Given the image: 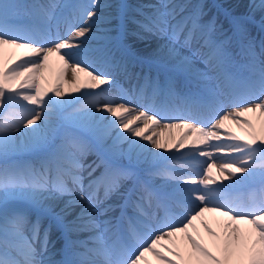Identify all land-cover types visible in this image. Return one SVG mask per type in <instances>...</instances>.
Listing matches in <instances>:
<instances>
[{"label":"snow or ice","instance_id":"snow-or-ice-1","mask_svg":"<svg viewBox=\"0 0 264 264\" xmlns=\"http://www.w3.org/2000/svg\"><path fill=\"white\" fill-rule=\"evenodd\" d=\"M57 7L0 0V54L4 46L27 50L12 65L0 60V264H149L148 254L163 264H264V135L250 131L248 139H222L220 131L229 119L251 128L248 113L264 120V37L257 42L249 30L250 13H264V0H252L240 15L213 4L211 16L203 2L157 0L139 18L121 17L118 35L106 38L113 47L104 50L84 47L94 11L81 14L80 23L88 26L69 25L64 36H50L47 21ZM28 8L37 10L41 26L13 23ZM21 30L31 35L21 36ZM128 36L154 46L138 53ZM53 54L64 67L56 86L43 89L36 74ZM135 64H147L156 74H144V83L129 90L118 73L131 79ZM69 70L73 83L85 74L86 82L73 89L83 88L82 97L61 90L60 77ZM81 98L89 100L86 109L62 117L64 107ZM194 105L216 114L228 106L232 111L202 126L206 122L188 112ZM165 120L173 121L166 128L187 130L177 143L159 140L156 129ZM188 132L198 134L193 156L214 160L223 153L230 160L219 165L220 176L212 175L215 163L187 177L175 166L152 165L150 176L163 182L142 179V166L160 150L184 148ZM25 153L34 159H19ZM238 183L256 187L251 205L227 197ZM9 200L23 203L9 208ZM207 212L227 218L222 232L209 226ZM198 220L214 237L212 247L200 238ZM241 223L249 227L242 230ZM53 230L67 238L59 261L49 247ZM85 232L87 239H72Z\"/></svg>","mask_w":264,"mask_h":264},{"label":"bare ground","instance_id":"bare-ground-1","mask_svg":"<svg viewBox=\"0 0 264 264\" xmlns=\"http://www.w3.org/2000/svg\"><path fill=\"white\" fill-rule=\"evenodd\" d=\"M42 1H43V4H47L46 3L47 0H42ZM78 1L85 7V10L94 11L97 13V16L95 17V23H93L91 27V36L89 37L88 43L84 46H87V45L95 46L98 43L102 44L106 41L107 37H111L108 34H111V33L113 34L117 30V25H118V22L120 21L118 13L121 12L122 6L124 5L127 6L130 4L138 3L141 6L142 10L151 12L153 6L157 3V0H128V1L121 0L124 2H122L121 6H119V2H116V0H95L93 3H90V0H78ZM217 1L219 3L225 4L226 7H230L231 11L237 15L248 13L249 12L248 5L252 3V0H217ZM178 2H181V1L178 0ZM255 2L258 4L259 0H255ZM185 3L193 4V0H187V2ZM48 4H50V2ZM79 10L80 8L78 6L77 11ZM256 17L260 18L262 20V24L264 25V13H262L259 9L250 13V18H256ZM84 19L87 20L86 15L84 16ZM220 19L223 20L222 14H221ZM109 21H111V23H109ZM47 23L48 25L51 23V25H49L51 28L49 31V34L50 36L53 37V34L56 33V31L53 28L52 19L47 21ZM76 23H77V20H73L71 21L70 24H72L73 27L88 26L87 24H78L74 26V24ZM48 25H47V28H49ZM225 27H227V24H225ZM249 30L252 35V29L250 27H249ZM62 31L63 30H61L60 34H63ZM256 37H257V41L259 42V40L262 37H264V32L259 33V36H256ZM127 42L133 43L135 50L141 54L148 51L151 46H154L151 44L150 41L137 40L134 36H128ZM19 49H22V48H12L9 46H4L2 54H0V60H2L4 65L11 64L16 56L11 51L15 52L16 50H19ZM22 50L27 51L26 49H22ZM135 65H133L129 69H133ZM63 67H64L63 62L59 59L57 55L53 54L52 56H50L46 66L39 73L36 74L37 82L41 85L43 89L54 88L58 82L57 77L60 76V72ZM78 77L79 79L75 83H73L71 71L70 70L67 71L64 76L60 77V80H59L61 90L73 97H82V94L84 92L83 88H81L80 92H74L73 89L83 85L86 82V77H85V74L82 72L78 73ZM22 79L23 77L19 78V80H22ZM19 80H18V83H19ZM15 82L16 81L13 82V86H15ZM214 86L215 85H213V87ZM113 93H109V95H112ZM65 99H67V96L65 97ZM80 100H84V101L81 104H78L77 107H73L74 105L71 106L73 108L65 112V115L67 117H71L74 114L78 115L79 114L78 110L86 109V105H88L89 100L87 98H81ZM0 111H5V109L1 110L0 108ZM227 111H232V108L230 106L225 107L220 113L218 114L215 113L216 115H213V116L211 112L204 114L202 118L203 121L206 122L204 123V125L210 126V124L213 123L216 118H219V115H223V113ZM212 112L214 113L213 110ZM246 115L248 119L251 120L252 122L251 128H249L248 125H245L243 123L237 124L233 119H229L225 121L224 129L220 130L221 138L228 139L229 135L235 134L236 136L243 137L244 139H248L249 138L248 133L250 131H254L258 136L264 135V131H262V126H264V120H262L258 114L248 113ZM56 120L59 123L58 117H56ZM163 124H167V123L163 121L161 126L156 129V132L158 133V138L161 141V143H167L169 145L177 143L180 140V137L187 131L186 129L178 128V127L166 128L163 126ZM146 134H149V133H146ZM197 135H198L197 133L188 132L184 140V148H179V145H177V147L179 148L178 151L176 149L160 150L161 155L158 157L150 158V162L156 160L160 165L175 166L178 169H181L182 167H180V165L183 164L186 166L193 167L196 172H202L204 170V167H202L204 161H210L211 163H215L216 165L212 169V175L218 178L220 176V172L218 171L219 165L221 163L230 162V160L222 159V157L225 155L223 153L216 155L214 160L211 158L203 157L199 155L193 156L191 154L190 149L192 146V141L196 138ZM153 151L155 152L156 150L153 149ZM173 153L175 154L176 159L170 158L173 156ZM183 168H184L183 169L184 171L182 173L185 174L186 177L192 174L191 172L187 171L185 167ZM225 175H227V173H225ZM153 178L159 184L163 182L161 178L159 177L153 176ZM231 179H234V178H231ZM224 183H228V181H224ZM241 184L243 183H240L239 185ZM238 196L239 194L233 195L230 200H236L240 202V199ZM204 219L207 220L209 226L214 231L222 232L221 224L227 218L221 217L217 213L207 212L204 215ZM248 227H249L248 225L241 223L242 230L247 229ZM196 229L199 232L200 238L203 239V242L206 243L209 247H212V242L214 240V237L210 236L206 232V230L204 229L203 225L200 223L199 220L196 222ZM56 232H57L56 230H53L50 236V239ZM85 234H89V233L87 232L81 233L79 234V236L85 235ZM194 234L196 233L194 232ZM58 241L59 240H56L53 243V245L50 246V250L56 245V243L58 244ZM213 250L215 251L214 248ZM166 255L171 256L170 253H167ZM172 259H175V257H172ZM147 260L149 261V264H163V261H158L152 254H148Z\"/></svg>","mask_w":264,"mask_h":264},{"label":"rangeland","instance_id":"rangeland-1","mask_svg":"<svg viewBox=\"0 0 264 264\" xmlns=\"http://www.w3.org/2000/svg\"><path fill=\"white\" fill-rule=\"evenodd\" d=\"M11 208V207H10Z\"/></svg>","mask_w":264,"mask_h":264}]
</instances>
